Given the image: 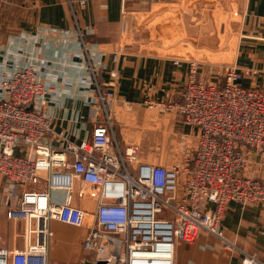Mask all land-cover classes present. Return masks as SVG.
Wrapping results in <instances>:
<instances>
[{
    "label": "built area",
    "instance_id": "built-area-1",
    "mask_svg": "<svg viewBox=\"0 0 264 264\" xmlns=\"http://www.w3.org/2000/svg\"><path fill=\"white\" fill-rule=\"evenodd\" d=\"M75 25L94 91L90 140L61 148L50 142L45 107L53 88L34 66L0 78V205L9 221L24 224V248L0 247V264H52L53 221L87 229L82 247L91 264H173L175 242L192 244L200 233L239 254L241 264H264L230 241L222 224L231 203L264 200V182L243 173L246 151L264 149V83L241 82L257 72L230 66L214 82L191 62L180 105H146L175 110L195 129V149L171 165L143 161L139 145L122 150L115 136L119 73L100 82L101 61ZM75 182L83 197L98 200L90 215L72 204ZM42 183L45 190L31 189ZM57 191L66 193L62 203L52 198Z\"/></svg>",
    "mask_w": 264,
    "mask_h": 264
},
{
    "label": "crops",
    "instance_id": "crops-1",
    "mask_svg": "<svg viewBox=\"0 0 264 264\" xmlns=\"http://www.w3.org/2000/svg\"><path fill=\"white\" fill-rule=\"evenodd\" d=\"M230 1L234 3L231 10L238 14L239 23L234 30L227 16L230 8L226 9L228 23L225 24L230 30H224L221 36L227 33L229 37L216 48L221 54H230L231 58L226 64L222 63L225 66L221 69L234 66L240 72L253 70L257 74L245 76L242 84L250 88L262 87L264 0H229L228 6ZM71 2L85 41L93 49L94 59L101 61L100 82H108L114 70L119 73L114 132L120 148L125 150L139 145L142 160L154 162L152 160L159 156V150L168 147L170 141L177 147V152L171 157L168 155L170 161L181 154L188 157L187 152L192 148L189 143L196 139L195 129L186 125L175 110L168 112L146 104L170 103L176 108L182 103L189 64L196 62L191 53H195L198 46L196 41L192 45L179 41L175 46H179V52L172 54L149 49L144 45L142 24L149 14L158 13L162 7L181 6L182 0ZM145 5L152 7L151 12L144 11ZM70 8L68 0H0V78L15 67L32 65L52 85L45 112L52 119L53 133L49 140L60 148L68 142L79 144L90 140L93 129L90 101L94 91L89 85L91 78ZM171 13L175 15L178 12L173 10ZM217 35L209 32L211 38ZM199 37H207V31ZM201 47L205 52L210 50L206 44ZM198 67L201 76L214 82L222 80L221 74L210 72V67H216L210 62H199ZM54 135L61 137L54 139ZM168 157L166 155V161H161L170 164ZM133 168L131 171L135 174ZM243 173L264 182V149L246 151ZM31 189L45 190L43 183ZM65 194L57 191L52 198L62 203ZM72 195L75 207L89 215L94 212L98 200L96 197H83L80 182H75ZM222 224L230 241L264 263V200L246 205L231 203ZM51 229L54 232L50 246L52 264H86L90 261L82 247L86 228L53 221ZM0 247L12 251L24 248V224L9 221L1 205ZM173 264H241V256L225 253L218 239L200 233L192 244L175 242Z\"/></svg>",
    "mask_w": 264,
    "mask_h": 264
},
{
    "label": "rangeland",
    "instance_id": "rangeland-1",
    "mask_svg": "<svg viewBox=\"0 0 264 264\" xmlns=\"http://www.w3.org/2000/svg\"><path fill=\"white\" fill-rule=\"evenodd\" d=\"M228 1L229 0H182L181 6L162 7L158 13L153 15L149 14L144 23H142L144 24V45H147L149 49H155L156 51H164L172 54L174 52H179V46L175 47L178 45L179 41L184 43L190 42L191 45L193 41H196V46H198V48L196 47L197 53H191L193 60H196L198 65L199 62H210L216 66L214 69L213 67H210V72L214 71L224 75L227 67H223L222 69L221 67L225 66V62L230 61L229 59L231 58V55L227 53L221 54L222 52H220L216 47L219 48L221 41H224L227 37H229L227 33L221 36V33L224 30H230L225 24V22H227L225 10L230 8L227 16L228 21H230V25L234 30L239 23L238 14L235 12L233 13L231 10L234 3L230 1V6H228ZM149 6L150 5L144 6L145 12H151L152 7ZM163 10L165 12H162ZM173 10H177L178 13L173 15L171 13ZM205 31H207V37H199V34H204ZM217 31H220V33ZM209 32H216L218 35L211 38V36H209ZM208 37L211 39H207ZM204 43L207 45V48L209 47L210 49L208 52L204 51V47L199 48L202 44L204 46ZM216 50L218 52H216ZM222 57L224 58L222 59ZM167 145L168 147L166 146L165 149L159 150L160 154L157 158L152 160L154 161L153 163L164 164L161 160L166 161V155L167 157L168 155L171 157L175 151L177 152L175 143H171L169 141ZM189 145L192 148L187 152L188 154L186 153L187 156L192 155L195 141L192 140ZM184 156L186 157V155L181 154L179 157L172 159L171 161L168 157V163H170V165L177 163L184 159ZM158 161H161L162 163Z\"/></svg>",
    "mask_w": 264,
    "mask_h": 264
},
{
    "label": "water",
    "instance_id": "water-1",
    "mask_svg": "<svg viewBox=\"0 0 264 264\" xmlns=\"http://www.w3.org/2000/svg\"><path fill=\"white\" fill-rule=\"evenodd\" d=\"M86 264H91V263H86Z\"/></svg>",
    "mask_w": 264,
    "mask_h": 264
},
{
    "label": "bare ground",
    "instance_id": "bare-ground-1",
    "mask_svg": "<svg viewBox=\"0 0 264 264\" xmlns=\"http://www.w3.org/2000/svg\"><path fill=\"white\" fill-rule=\"evenodd\" d=\"M166 264H168V263H166Z\"/></svg>",
    "mask_w": 264,
    "mask_h": 264
}]
</instances>
